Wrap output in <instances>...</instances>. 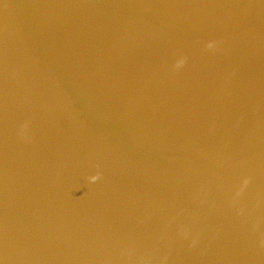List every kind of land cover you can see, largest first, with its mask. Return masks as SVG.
Listing matches in <instances>:
<instances>
[{
    "label": "water",
    "instance_id": "obj_1",
    "mask_svg": "<svg viewBox=\"0 0 264 264\" xmlns=\"http://www.w3.org/2000/svg\"><path fill=\"white\" fill-rule=\"evenodd\" d=\"M0 264H264V0H0Z\"/></svg>",
    "mask_w": 264,
    "mask_h": 264
},
{
    "label": "clouds",
    "instance_id": "obj_2",
    "mask_svg": "<svg viewBox=\"0 0 264 264\" xmlns=\"http://www.w3.org/2000/svg\"><path fill=\"white\" fill-rule=\"evenodd\" d=\"M93 180L95 179V177L92 178Z\"/></svg>",
    "mask_w": 264,
    "mask_h": 264
}]
</instances>
